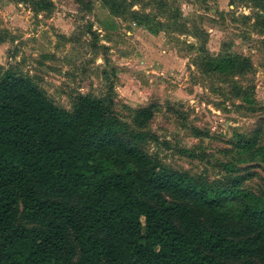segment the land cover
<instances>
[{
  "label": "rangeland",
  "instance_id": "obj_1",
  "mask_svg": "<svg viewBox=\"0 0 264 264\" xmlns=\"http://www.w3.org/2000/svg\"><path fill=\"white\" fill-rule=\"evenodd\" d=\"M260 2L0 0V76L27 77L70 111L79 94L100 98L164 169L226 190L231 209L234 190L264 202ZM230 55L231 69L210 67Z\"/></svg>",
  "mask_w": 264,
  "mask_h": 264
},
{
  "label": "trees",
  "instance_id": "obj_2",
  "mask_svg": "<svg viewBox=\"0 0 264 264\" xmlns=\"http://www.w3.org/2000/svg\"><path fill=\"white\" fill-rule=\"evenodd\" d=\"M122 130L100 98L70 111L0 76V264H264L260 198L234 190L231 209L226 190L164 169Z\"/></svg>",
  "mask_w": 264,
  "mask_h": 264
}]
</instances>
